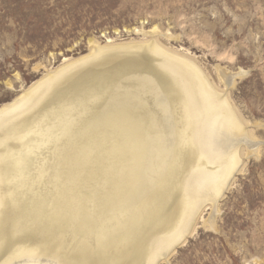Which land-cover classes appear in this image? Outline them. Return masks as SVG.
Returning a JSON list of instances; mask_svg holds the SVG:
<instances>
[{"label": "rangeland", "instance_id": "obj_1", "mask_svg": "<svg viewBox=\"0 0 264 264\" xmlns=\"http://www.w3.org/2000/svg\"><path fill=\"white\" fill-rule=\"evenodd\" d=\"M154 43L193 63L195 76L214 90L215 102L204 94L215 110L213 128L203 131L193 162L204 160L211 179L193 197L222 187L241 157L217 212L209 204L202 208L191 236L161 264H264V0H0V108L49 73L89 56L95 47ZM144 76L125 80L135 86L127 89L138 96L136 104L144 100L148 113L158 114L153 119L134 107V122L127 120L125 109L117 111L122 126L106 114L100 126L82 127L79 116L67 133L58 131L53 119L62 112L61 102L28 116L43 130L39 136L36 129L43 141L40 152L24 157L38 170L30 171L24 185L25 214L13 223L14 229L16 225L27 235L39 236L24 237L26 250L52 255L55 236L119 229L120 182L129 180L132 166H126L123 177L118 167L153 150L149 165L154 168L160 152L154 142L162 101L152 95L159 91L157 82ZM50 102L55 97L44 106ZM63 103L64 110L82 112L83 102ZM151 131L157 136L150 138ZM248 133L260 143L257 155H249L241 143ZM142 161L135 170L147 189H156L164 177L155 172L146 178L147 158ZM30 201H37L40 210L30 207ZM79 248L64 249L68 253L63 261L75 259Z\"/></svg>", "mask_w": 264, "mask_h": 264}, {"label": "bare ground", "instance_id": "obj_2", "mask_svg": "<svg viewBox=\"0 0 264 264\" xmlns=\"http://www.w3.org/2000/svg\"><path fill=\"white\" fill-rule=\"evenodd\" d=\"M155 43L95 47L89 56L49 73L20 98L0 108V264H161L191 236L202 208L209 204L213 213L217 212L218 200L231 185L241 157L226 173L222 187L221 184L210 195L193 197L211 179L204 168V160L199 158L195 165L193 162L203 131L213 128L211 113L215 110L212 111L211 102H215V98L211 92L214 90L202 78L195 76L197 67L193 63L164 51ZM140 73L158 84L159 91H152V95L162 101V121L155 122L158 138L154 142L160 152L154 168L150 167L153 151L150 147L152 151L141 153L134 160H125L118 167L123 177L126 166H132L129 180L121 179L120 182V213L116 219L119 229L110 226L101 233L91 231L83 235L55 236L52 255L48 254L49 251L36 253L35 250H26L22 243L24 237L36 239L39 236L35 233L27 235L16 225L14 229L13 223H19L20 215L25 214L24 185L30 171L35 173L38 170L36 163L26 161L24 157L28 153L40 152L43 141L38 138L43 130L27 120L28 116L40 110L41 114L49 106L55 107L61 102L62 112L53 119L59 130L55 129H65L62 132L67 133L79 116L84 121L82 127L100 126L106 114L122 126L117 111L125 109L127 120L134 122V107H139L153 119L158 114L148 113L144 100L136 104L138 96L127 89L135 86L125 78ZM230 83L234 85V79ZM207 93L211 102L204 96ZM53 97L55 103L44 106ZM224 100L229 101L228 98ZM63 101L66 105L83 102L82 112H75L74 108L64 110ZM247 135L241 143L246 144L249 155H257L260 143L249 138V133ZM156 136V131L149 133L150 138ZM145 158L148 166L145 177L150 178L155 172H161L164 177L156 189L153 185L147 189V182L135 170L136 164L143 163ZM166 172L167 176L164 175ZM127 205L131 209H126ZM33 206L40 210L37 201H30V207ZM132 206L137 207V211L132 210ZM176 217L177 220L169 225ZM32 218L36 222L39 214ZM69 245L80 248L75 259L65 262L63 253H68L64 249Z\"/></svg>", "mask_w": 264, "mask_h": 264}]
</instances>
